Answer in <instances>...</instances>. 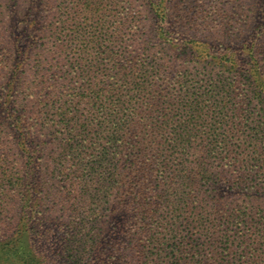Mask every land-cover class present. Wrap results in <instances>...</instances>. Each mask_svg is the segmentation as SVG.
I'll return each mask as SVG.
<instances>
[{
	"label": "trees",
	"instance_id": "obj_1",
	"mask_svg": "<svg viewBox=\"0 0 264 264\" xmlns=\"http://www.w3.org/2000/svg\"><path fill=\"white\" fill-rule=\"evenodd\" d=\"M54 1L60 6L50 20ZM138 1L133 7L119 0L24 1L21 16L42 6L47 23L35 48L11 40L9 57L1 62L15 88L6 103L22 96L16 122L26 124L19 148L28 162L16 167L1 159L8 167L0 185L8 195L20 178L30 177L44 192L46 171L54 165L67 178L87 171L90 176L81 177L84 195L96 181L107 202L117 199L109 211L134 212L149 241L142 253L155 264H231L238 241L246 243L247 264H264V222L206 205V186L216 178L213 163L241 166L246 175L256 166L264 174V120L249 109L256 98L264 112V31L249 26L250 40L238 28L214 52L203 44L207 53L197 58L199 68L185 69L172 52L186 45L162 33L159 54L144 38L142 14L153 11L165 19L168 6ZM19 10L7 21L18 18ZM15 56L22 63L35 57L32 81L27 70L19 72ZM4 148L1 138L0 152ZM179 225L190 237L170 248Z\"/></svg>",
	"mask_w": 264,
	"mask_h": 264
},
{
	"label": "rangeland",
	"instance_id": "obj_2",
	"mask_svg": "<svg viewBox=\"0 0 264 264\" xmlns=\"http://www.w3.org/2000/svg\"><path fill=\"white\" fill-rule=\"evenodd\" d=\"M7 1L11 2L13 8L9 9ZM24 1L0 0V139L6 143V148L0 152V173L8 167L1 160L4 157H8L11 165L16 167H26L28 162L19 148L22 134L27 132L26 124L16 122L22 96L16 103H6L15 88L7 83L1 64L12 50L9 44L11 40H18L15 44L19 46L32 45L31 48L41 41V29L47 23V12L41 6L26 11L25 17L21 16ZM119 1L124 7L140 4L138 0ZM163 1L168 6L169 17L162 19L153 11L142 14L144 38L149 42L147 46L159 54H162L158 44L162 33L186 45L184 49L172 52L180 67L185 69L193 68L196 71L199 68L195 63L197 58L207 53L203 44L208 43L214 52L223 42L232 41L238 28H241L239 35L242 39L250 36V40L253 39L252 27H261L264 31L260 25L264 23V0ZM58 6L60 3L54 1L50 7V20L56 16ZM20 7L18 18L7 21L8 14ZM166 25L170 26V30L163 32L161 28ZM176 25L178 30L173 29ZM260 40L264 62L263 32ZM14 59L19 65V72L27 70V78L32 81L35 78V57L23 63L17 56ZM249 109L255 118L264 120V112L256 98ZM56 168L54 165L47 169L44 192H40L41 186L37 180H29L30 177L20 178L17 191H11L8 195L0 185V264H155V260H149L142 253L149 241L146 233L138 228L134 212L109 211V205L117 207V199L107 202L109 198L103 197L102 187L96 181L90 182V195H84L85 182L81 177L87 178L90 172L84 171L81 176L78 174L67 178L62 166L59 170ZM228 168L227 162L225 165L218 161L212 164L210 171L212 177L216 175V178L206 186L210 195L206 205L215 206L216 211L235 215L247 213L252 220L264 222V174L257 172L256 166L252 167L250 175H246L241 166ZM71 177L75 181L70 180ZM3 184L6 188L11 185L8 182ZM188 237L190 233L179 225L168 246L171 248L175 244H182ZM202 240L199 239L200 242ZM245 244L236 243V252L228 257L231 264L248 263ZM15 245L19 250L13 253ZM172 264H177V261H172Z\"/></svg>",
	"mask_w": 264,
	"mask_h": 264
}]
</instances>
